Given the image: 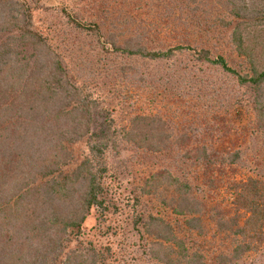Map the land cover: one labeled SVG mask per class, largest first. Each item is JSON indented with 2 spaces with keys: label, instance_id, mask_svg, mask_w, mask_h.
<instances>
[{
  "label": "trees",
  "instance_id": "trees-1",
  "mask_svg": "<svg viewBox=\"0 0 264 264\" xmlns=\"http://www.w3.org/2000/svg\"><path fill=\"white\" fill-rule=\"evenodd\" d=\"M55 2L38 19L32 0H0V264H106L91 244L69 246L84 242L82 226L93 213L109 228L105 212L116 206L105 153L116 142L136 150L138 165L173 161L176 173L157 168L132 188L134 225L144 221L143 195L168 193L172 211L189 216L178 227L187 235L177 236L148 214L152 258L234 264L260 254L264 160L253 156V163L236 147L245 132L230 117L248 101L252 130L264 140V0ZM224 36L241 59L236 68L212 52L211 40ZM138 90L159 107L186 106L181 128H169L171 116L137 110ZM218 188L225 207L207 209L200 189L210 195ZM204 214L230 245L210 259L202 252ZM191 230L202 239L197 244Z\"/></svg>",
  "mask_w": 264,
  "mask_h": 264
},
{
  "label": "rangeland",
  "instance_id": "rangeland-1",
  "mask_svg": "<svg viewBox=\"0 0 264 264\" xmlns=\"http://www.w3.org/2000/svg\"><path fill=\"white\" fill-rule=\"evenodd\" d=\"M32 1L39 8L35 15L38 19L43 18V16L47 13L49 14L50 10H53L56 5L55 0ZM41 10L46 13H42ZM50 16L56 17V20H59V17L56 16L55 12H52ZM87 34L86 31L82 34V38L84 40H86ZM156 44H158L157 40L152 43V46H156ZM211 45H213V54H222L228 62L231 64L234 63L232 66L235 68L238 64H240L241 59H239L234 52H231V49L227 45L226 36L219 39L213 38L211 40ZM150 64L151 67H154L155 62H151ZM151 69L152 68H149L148 71H151ZM93 92H95L94 96H101L98 91L93 90ZM138 92L141 91L138 90ZM140 94L143 99L142 101H138L135 105L137 110L144 111L146 114H153L158 111L160 114H163L162 117L165 120L168 119V116H171L172 123L168 121L169 128H174L175 130L178 127L181 128L184 117L180 112L185 110L187 108L186 106L183 104H178L177 106L165 104L164 107H159L158 102H156L155 105L150 101L147 90H144L143 93L141 92ZM243 103L244 105L237 106L230 117L235 128H237L239 132H245V141L243 142L241 139L238 141L241 145L238 144L236 147L241 148L242 152H244L245 158L252 155L251 160H253V163V156L254 158L257 157V160L262 161L264 160V140L259 135L260 133L252 130L254 129V125L252 122L253 114L251 107L248 104V101H243L242 104ZM119 114L120 113L118 112L115 116H119ZM117 118V122L121 121L120 116ZM81 151L83 152V148L81 146L76 148V153H80ZM136 155V150L131 148L127 149L118 142H116L115 146L112 144L106 151L105 161L108 163V182L111 187L112 193H110L112 194V202L116 206L115 209L112 205H110L107 212H105L106 217L104 218L105 222L109 224V228L106 230V228L102 226V224H104V222H102L104 219L100 220V217H98L96 220L97 213L91 214L87 217L82 226L84 242L79 244L75 241L70 244V248H88L91 244L93 247L103 252L106 264H164V262L152 258L151 254L148 252L149 248L152 247V242L154 240V238L147 233L143 225V222L148 220V214L156 215L164 221L170 223L177 236H182V234L187 235L189 229H184L185 231L183 232L178 231V227L180 225L185 227L183 224L184 219L189 216L176 215L172 211V207L174 206L171 204L172 198H169L167 196L168 193L164 192H162V194H158V198H150L148 195L140 197L141 201L137 207L138 209L143 210L144 221L134 225L133 218L131 216V213H134V210L132 209V205H130L132 203V188H134V185L138 186V183L141 185L142 179L144 178L143 176H148L149 172H154L157 168L171 169L173 173H176L174 171L175 169L171 168L169 165V163L172 165L173 161L169 162L168 160L165 161V163L159 159H151L149 164L138 165L135 161ZM131 157L135 158L132 159ZM152 161H158L157 165H152ZM248 163L250 166L253 164L249 160ZM189 180L191 181V184H195L192 177ZM198 183L200 184V180ZM199 187L203 188L201 185ZM200 190L201 192L198 193L199 197L202 198V200L205 198H208L209 200L207 209L212 207L215 203H220V205L224 204L225 207V199L221 193L222 189H215L210 195L204 193V189ZM172 193L169 194L172 195ZM200 217L201 225L204 232H206L205 237L202 238L205 239V246H203L202 249L204 258L206 257L205 259H210L209 253H212L211 251L214 250L215 252L224 249L229 251L230 245L228 242L223 243L224 239L221 237L222 235L214 231L215 223L211 220L210 214H204ZM196 235L195 230H191L189 236L194 238L193 240H195ZM202 239L201 237H196L195 244L198 243L197 241H201ZM186 242L189 246V243H192V239L188 240L187 238ZM234 264H264V250L260 254L255 255L246 253L239 260H236Z\"/></svg>",
  "mask_w": 264,
  "mask_h": 264
}]
</instances>
